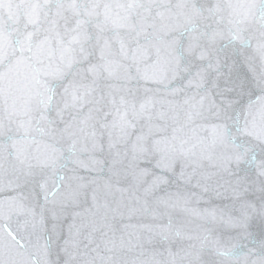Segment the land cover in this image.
<instances>
[{
	"label": "water",
	"instance_id": "95a60500",
	"mask_svg": "<svg viewBox=\"0 0 264 264\" xmlns=\"http://www.w3.org/2000/svg\"><path fill=\"white\" fill-rule=\"evenodd\" d=\"M262 97L264 0H0V264H264Z\"/></svg>",
	"mask_w": 264,
	"mask_h": 264
},
{
	"label": "snow or ice",
	"instance_id": "6c2138e0",
	"mask_svg": "<svg viewBox=\"0 0 264 264\" xmlns=\"http://www.w3.org/2000/svg\"><path fill=\"white\" fill-rule=\"evenodd\" d=\"M41 102L43 103V101ZM243 130L257 138L264 139V97L260 98L255 105H248L247 117L243 121ZM217 135H222V133L218 131Z\"/></svg>",
	"mask_w": 264,
	"mask_h": 264
}]
</instances>
